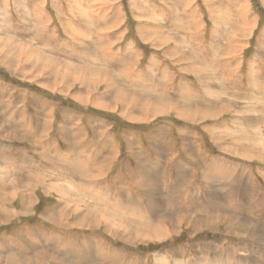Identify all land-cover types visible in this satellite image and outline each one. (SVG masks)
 <instances>
[{"label": "rangeland", "instance_id": "rangeland-1", "mask_svg": "<svg viewBox=\"0 0 264 264\" xmlns=\"http://www.w3.org/2000/svg\"><path fill=\"white\" fill-rule=\"evenodd\" d=\"M0 89V264H264V0H0Z\"/></svg>", "mask_w": 264, "mask_h": 264}, {"label": "crops", "instance_id": "crops-1", "mask_svg": "<svg viewBox=\"0 0 264 264\" xmlns=\"http://www.w3.org/2000/svg\"><path fill=\"white\" fill-rule=\"evenodd\" d=\"M150 1H152V0H150ZM147 3L152 4V2H147ZM157 6L159 8L158 9L154 8V10L150 7L149 14L152 16V14H157V12L159 13V16L163 19V22H162L163 26L161 27L163 29L166 25L171 23V21H172L171 14L169 13V9H168L167 5L159 4ZM160 37L163 38V35L160 34ZM0 108H1L0 126L5 128L4 130H1V128H0V131L5 132L3 134V136L5 138H7L8 140H11V141H13V140L17 141L16 139H18L19 141H23L28 136L24 131V127H25L24 123H26L25 116H22L23 119H22V117H20L19 120H10L8 117L5 116V111H4V107H3L2 103L0 104ZM21 115H23V114H21ZM88 119H90V118H88ZM94 120L96 121V124L93 126L91 125V129L94 132V136H97L98 139H101L103 137V134H105V131L103 128L104 123L99 122L96 119H94ZM97 122H99V123H97ZM19 138H22V140H20ZM133 139L135 140V138H133ZM114 140L115 139L112 136V141L115 142ZM134 142H135L134 144H136V140ZM100 146H101V144H100ZM5 147H6V144L3 142H0V150L6 149ZM109 148H111V154H109V156H111L112 154L119 156L120 151L117 148L111 147V146H109ZM90 149H93V148H90ZM133 149H134V147H133ZM102 150H104V148ZM80 152H81V150H80ZM9 153H10V150H9ZM9 153L5 154L4 152L3 153L0 152V176L12 175V177H15V179H16V177H24L25 179H28V177L30 175L27 176L25 172H20V173H24V174H19L18 170L16 169V164L13 165L10 163L14 159V157H12ZM81 154H83V153H81ZM94 155H95V149L93 150V157H94ZM83 156H85V155H83ZM93 160L94 159H91V158H88L87 156H85L81 160L80 166L81 165L85 166V168L87 169V171L85 172L86 174L96 175V176L104 175L105 172L103 169L105 167V159H104V162L102 165H100L97 162H94ZM57 162H59V161L57 160ZM73 162L75 164H77L78 169H79L78 161L74 160ZM28 165L26 167L27 168L26 171L28 170ZM101 167H102V169H101ZM81 174H83L82 171H81ZM19 182H20V184H27V185L29 184V182H25L23 180H20ZM83 185H88L87 186L88 189L86 191H84L85 193H88L89 191L91 193H93L94 191H96L99 194H103L105 189H106L105 186L103 185V183H99L98 180L95 182H92V183H87V182L83 181L82 186ZM97 188H100V190H98ZM20 191L25 192V205L30 206L32 203V197L28 192L29 191L28 188H23ZM34 191H36V190L33 189L32 192H34ZM111 191H112V193L115 192L113 188ZM123 192L127 193L126 190H124ZM222 193L224 194V196H227V195H225V193L223 191H222ZM41 255H43V254H38L37 258H39ZM11 259H13V258H11ZM15 261H17V260H15Z\"/></svg>", "mask_w": 264, "mask_h": 264}, {"label": "bare ground", "instance_id": "bare-ground-1", "mask_svg": "<svg viewBox=\"0 0 264 264\" xmlns=\"http://www.w3.org/2000/svg\"><path fill=\"white\" fill-rule=\"evenodd\" d=\"M43 13V12H42ZM41 13V14H42ZM44 18V17H43ZM9 35V34H8ZM12 35V34H11ZM59 48H62V45L61 46H59ZM56 51L58 50L57 48L55 49ZM62 50V49H61ZM10 56V55H9ZM8 56V57H9ZM55 56H56V54H55ZM13 57V56H12ZM60 57V56H59ZM68 58V57H67ZM57 59V58H56ZM69 59V58H68ZM58 60H60V58L58 59ZM67 61V60H66ZM70 61V60H69ZM68 61V62H69ZM53 63V62H52ZM55 63H57V61H55ZM68 64V63H67ZM55 65V67H56V65L57 64H54ZM74 65V64H73ZM76 65V64H75ZM69 66V65H68ZM71 66V65H70ZM75 67V66H74ZM63 70V69H62ZM67 73H69V72H67ZM71 76V75H70ZM159 83V82H158ZM152 87H153V85H152ZM155 87H158V86H154L153 88H155ZM1 90V89H0ZM154 90V89H153ZM153 90H151V91H153ZM156 91V90H155ZM164 92V91H163ZM1 93V92H0ZM152 93V92H151ZM158 94V93H157ZM161 95H163L162 93H161ZM263 98V97H262ZM261 100V99H260ZM134 102H137V98L135 99V101ZM6 103H7V101H6ZM9 103V102H8ZM152 103V102H151ZM150 103V104H151ZM154 104V103H153ZM8 106H10V103L8 104ZM143 106H145V105H143ZM150 107V106H149ZM148 108V107H147ZM27 133V132H26ZM112 142V141H111ZM106 143V142H105ZM104 143V144H105ZM103 146V145H102ZM103 151V150H102ZM81 154V153H80ZM98 154V153H97ZM102 155V154H101ZM75 156V155H74ZM93 157V156H92ZM92 157H91V159H92ZM73 158V157H72ZM99 158V157H98ZM71 159V158H70ZM79 159H81V158H79ZM72 160H74V159H72ZM85 160V159H84ZM94 161V160H93ZM81 162V161H80ZM63 163V162H62ZM149 164V163H148ZM210 164V163H209ZM212 165V164H211ZM60 166V165H59ZM144 167V166H143ZM147 167H148V165H147ZM212 167H214V164H213V166ZM211 167V168H212ZM146 168V167H145ZM140 169V168H139ZM152 169V168H151ZM215 169H217V168H215ZM212 171V170H211ZM145 172V171H144ZM214 173H216L215 171H214ZM206 175L207 176H212V174L210 173V171L208 172V174L206 173ZM219 175V174H218ZM223 175H224V173H223ZM74 176V175H73ZM83 176V175H82ZM206 176V177H207ZM226 176V175H225ZM85 177H87L86 175H85ZM213 177H214V175H213ZM212 178V177H211ZM7 181H8V179L7 178H4V180L2 181V185H5L6 183H7ZM1 183V182H0ZM8 185H10L9 183H7ZM149 184H151V183H149ZM13 185H11L10 187H12ZM16 185H14V187H15ZM55 186V185H54ZM211 188L212 187H214V185L213 184H211V185H209ZM9 187V188H10ZM13 188V187H12ZM5 189V188H4ZM61 189H63V191H64V188L62 187ZM69 189V188H68ZM2 190V189H1ZM62 191V190H61ZM3 193V192H2ZM8 193V192H7ZM65 194L67 193L66 192V190H65V192H64ZM73 193V192H72ZM5 194V193H4ZM91 194V193H90ZM132 196H133V194H132ZM133 198V197H132ZM138 198V197H137ZM163 198V197H162ZM117 199V198H116ZM141 199V198H140ZM159 199V198H158ZM164 200V199H163ZM163 200L162 199H159V203L157 204V209H156V211L155 212H157L158 211V208L163 204ZM127 203V202H126ZM129 203V202H128ZM150 203V202H149ZM3 204L4 205H6L4 202H3ZM81 204V203H80ZM117 204H118V206L121 208V209H117V210H115V212L114 213H118L119 215H122L123 213H125L126 211H127V209L126 208H128V207H126V204H125V201H124V203L123 202H121V201H117ZM133 204V203H132ZM78 205V204H77ZM108 206V205H107ZM107 206H104V207H107ZM130 206V205H129ZM151 206V205H150ZM170 206V205H169ZM111 207V206H110ZM205 207V206H204ZM112 208V207H111ZM115 208V207H114ZM130 208V207H129ZM80 209V208H79ZM105 209V208H104ZM110 209V208H109ZM131 209V208H130ZM129 209V210H130ZM208 209V208H207ZM81 210V209H80ZM79 210V211H80ZM107 210V209H106ZM111 210H113V209H111ZM110 210V211H111ZM133 210V209H132ZM78 211V212H79ZM199 211V210H198ZM77 212V213H78ZM105 212V211H104ZM128 212V211H127ZM136 212H138V213H136ZM80 213V212H79ZM167 213V212H166ZM105 214L108 216V217H111V218H114V219H117L118 220V223L119 224H125V223H131V222H133V221H129V222H127V221H125L123 218H118V216H114V215H112V214H110V212H105ZM115 214V215H116ZM132 214L134 215V217H136V216H140L141 214H142V212H139V210L138 211H135L134 210V212H132ZM137 214H139V215H137ZM145 214V213H144ZM81 216V215H80ZM85 216V215H84ZM130 216V215H129ZM154 216V215H153ZM164 216H166V215H164ZM126 217V216H125ZM131 217V216H130ZM151 217V216H150ZM83 218H85V217H82V219ZM129 218V217H128ZM93 219H95V218H93ZM92 219V220H93ZM81 220V219H80ZM150 220V219H149ZM165 221H166V219H164ZM140 221V220H139ZM154 221V220H153ZM144 222H145V219H144ZM150 224V223H149ZM122 225V226H123ZM157 225H159L157 228L156 227H152L153 229H152V232L153 233H157V232H159V231H165L166 230V228L163 226V224H160V223H157ZM122 226H120V227H122ZM152 226H153V224H152ZM127 228V227H126ZM144 230H146L148 233H151V231H149V229H147L146 227H144ZM140 232V231H139ZM141 234H144L143 232H140ZM222 262V261H221ZM221 264V263H220Z\"/></svg>", "mask_w": 264, "mask_h": 264}]
</instances>
